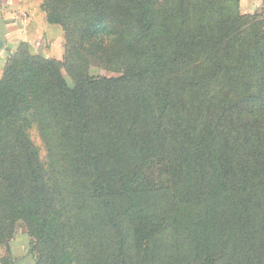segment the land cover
Here are the masks:
<instances>
[{
	"label": "trees",
	"instance_id": "1",
	"mask_svg": "<svg viewBox=\"0 0 264 264\" xmlns=\"http://www.w3.org/2000/svg\"><path fill=\"white\" fill-rule=\"evenodd\" d=\"M42 1L46 21L66 30L59 0ZM71 1L81 39L120 74L67 64L70 86L60 61L25 42L6 60L0 241L5 208L25 212L30 200L27 221L48 238V188L14 121L43 99L69 154L65 232L77 264H264V15L240 14L239 0ZM33 115L40 122L36 105Z\"/></svg>",
	"mask_w": 264,
	"mask_h": 264
},
{
	"label": "rangeland",
	"instance_id": "2",
	"mask_svg": "<svg viewBox=\"0 0 264 264\" xmlns=\"http://www.w3.org/2000/svg\"><path fill=\"white\" fill-rule=\"evenodd\" d=\"M36 1L41 8L43 1ZM51 5L57 7L66 26V30H64L63 26L56 24L63 33L59 45L51 51L50 40H47L45 35H42L40 40L39 36H32L31 43L36 42V45L40 43V48L44 51L37 50L34 53L27 42L18 41L12 47L6 48V60L21 48V42H25L26 44L22 45V48L30 54L60 61L63 64L60 68L61 73L70 86H72L73 80L67 64H78L83 72L92 76H118L121 70L120 66L114 64L109 56L95 51L88 40L81 39V33L78 30L81 23L75 24L73 1L59 0L56 4L51 2ZM238 10L242 15L263 16L264 0H239ZM41 12L44 21H46V14L42 8ZM29 16L27 12H21L20 22L27 23ZM49 52L51 54H48ZM90 52L92 53L90 54ZM79 56L82 58L79 59ZM34 105L39 110L41 123L34 118ZM14 121L23 130L29 147L36 152L41 165V176L48 188L46 191L48 206L42 200L39 202L40 211L44 209L45 219L48 221L42 233L48 238L41 236L38 239L37 234L39 235L40 232L33 233L29 222L34 223V217L31 221H27L29 210L34 209L31 206V200L25 212H16L15 210L9 212L10 210L4 207V222H7L8 232L0 241V257H8L14 264H77L75 249H79L65 232V221L68 216V208L65 207L67 203L65 198L68 195L66 174L69 172L70 166L67 157L68 151H65L63 146L58 117H55L52 108L49 107V102H44L42 99L36 104L31 103L26 106ZM40 125L45 131L43 136L39 130ZM164 179V175H159V171H157L154 180L159 183Z\"/></svg>",
	"mask_w": 264,
	"mask_h": 264
},
{
	"label": "crops",
	"instance_id": "3",
	"mask_svg": "<svg viewBox=\"0 0 264 264\" xmlns=\"http://www.w3.org/2000/svg\"><path fill=\"white\" fill-rule=\"evenodd\" d=\"M23 11L30 15L27 23L19 20ZM42 35L50 40V49L53 51L61 42L63 33L56 24L44 21L43 13L36 0H0V75L6 60V48L12 47L18 41H25L34 53L37 50L44 51L40 48V43L36 45V42L33 44L30 41L32 36H39L40 40Z\"/></svg>",
	"mask_w": 264,
	"mask_h": 264
},
{
	"label": "water",
	"instance_id": "4",
	"mask_svg": "<svg viewBox=\"0 0 264 264\" xmlns=\"http://www.w3.org/2000/svg\"><path fill=\"white\" fill-rule=\"evenodd\" d=\"M0 44H1V41H0Z\"/></svg>",
	"mask_w": 264,
	"mask_h": 264
}]
</instances>
